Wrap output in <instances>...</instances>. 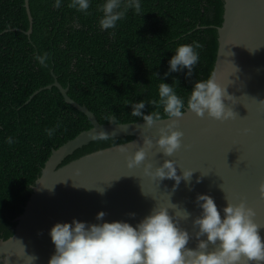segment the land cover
<instances>
[{
	"label": "trees",
	"instance_id": "1",
	"mask_svg": "<svg viewBox=\"0 0 264 264\" xmlns=\"http://www.w3.org/2000/svg\"><path fill=\"white\" fill-rule=\"evenodd\" d=\"M71 0H0V239L14 231L51 150L91 127L86 115L65 102L55 79L67 94L87 106L100 123L114 115L117 123L142 120L131 115L130 103L143 100L145 115L155 110L161 82L172 84L185 100L194 84L213 71L217 27L224 0H140L141 14L129 9L113 29L102 30L97 6L90 0L85 14L69 8ZM31 28L28 33L27 30ZM203 45L192 75L187 69L169 73L178 46ZM50 54L44 68L34 58ZM165 73H169L165 76ZM157 74V75H156ZM178 80L176 85L173 80ZM126 101L129 104H126ZM163 114V109H160ZM59 122V127H56ZM55 128L49 137L46 129ZM12 137L13 143H7ZM130 135L90 140L66 155L61 164L91 151L128 141ZM1 264V257H0Z\"/></svg>",
	"mask_w": 264,
	"mask_h": 264
},
{
	"label": "water",
	"instance_id": "2",
	"mask_svg": "<svg viewBox=\"0 0 264 264\" xmlns=\"http://www.w3.org/2000/svg\"><path fill=\"white\" fill-rule=\"evenodd\" d=\"M24 7L31 25L28 0H24ZM30 31L29 27L27 32ZM217 40L212 73L234 97L225 103L237 115L220 122L207 114L201 118L187 111L179 121V130L184 133L182 147L171 157L157 153L155 147L157 128L161 125L145 128L143 120L117 125L109 121L100 123L56 79L46 86L55 85L65 102L86 115L91 127L51 150L31 185L22 211L14 218L13 234L6 240L0 239L1 264L6 261L24 264L19 257L22 246L26 255L37 257L34 264H48L55 252L50 229L56 223H71L73 219L99 223L96 216L101 211L106 213L104 222L124 221L135 226L157 205L170 207L171 215L175 212L182 215L186 209L191 217L181 220L180 225L195 236L198 228L192 220L202 212L196 203L198 194L213 197L222 216L227 205L225 197L233 203L243 199L255 210L256 222L264 225V199L258 190L264 182V102H260L264 101V0H224ZM248 49L257 50L251 53ZM101 130L111 136L132 138L61 164L66 155L93 140L90 133ZM141 133L153 138V147L147 150L144 164L151 163L154 171L165 159H172L178 166L177 175H182V170L194 171L191 181L182 179L173 191L174 180L159 182L145 175L144 164L129 169L126 157L143 145ZM120 146H125L127 152L118 151ZM96 189H104L103 195ZM172 204L176 205L175 209ZM129 213L136 215L133 218ZM260 231L264 237V228ZM196 244L193 238L188 247L195 248ZM212 248L210 245L209 250Z\"/></svg>",
	"mask_w": 264,
	"mask_h": 264
},
{
	"label": "clouds",
	"instance_id": "3",
	"mask_svg": "<svg viewBox=\"0 0 264 264\" xmlns=\"http://www.w3.org/2000/svg\"><path fill=\"white\" fill-rule=\"evenodd\" d=\"M60 6L61 0H55L54 7ZM68 7L90 14V0H71ZM97 8L103 14L99 20L102 30L115 28L129 9H134L136 14H141L142 11L140 0H105ZM202 47L196 41L178 46L169 60V73L187 69L186 75L190 77L199 60L197 49ZM248 50L254 53L257 49ZM49 57L50 54L44 52L34 58L41 67L46 68ZM169 73H165V76ZM173 82L179 85L178 80L174 79ZM158 94V101H149L155 110L147 115L142 111L146 105L143 100L130 104L126 101V104L131 105L133 117L144 121L145 128L161 125L157 128L155 147L157 153H162L165 157L173 156L182 147L184 133L179 130V121L187 111L201 118L207 114V117L220 122L234 119L237 115L225 103L231 102L234 97L228 93L227 86H221L217 82L215 73L194 84L186 105L185 100L177 95L173 83L170 85L161 82ZM105 120L117 125L114 115L106 116ZM59 126L57 122L56 127ZM46 132L51 137L55 128L46 129ZM90 136L93 140L101 141L112 137L102 130L93 131ZM142 139L143 145L126 157L129 169L144 164L147 150L153 147L152 137L142 134ZM7 143L11 145L13 138L8 137ZM118 151L126 153L127 148L120 146ZM177 167L176 161L165 159L154 171L151 163L144 164V173L159 182L164 179L174 180V191L182 179L190 182L194 173L192 170H182V175H177ZM199 182L198 178L197 183ZM258 190L261 199H264V182L259 184ZM97 191L101 195L104 193V189ZM225 199L227 205L223 208L222 216L213 197L207 194L197 195L196 203L202 212L192 220L193 226L198 228L195 236L180 225L181 220L191 217L190 212L183 209L182 215L176 212L171 215L170 207L158 205L135 226L124 221L104 222L106 213L103 211L96 216L99 223L76 219L71 223H56L49 233L55 252L48 264H264V237L260 231L264 225L256 222V212L245 200L233 203L227 197ZM175 206L172 204V209ZM128 215L134 218L136 214ZM193 238L197 241L196 247L189 248V242ZM210 245L213 246L212 250H209ZM19 257L23 258L24 264H34L37 259L35 255H26L24 246Z\"/></svg>",
	"mask_w": 264,
	"mask_h": 264
}]
</instances>
